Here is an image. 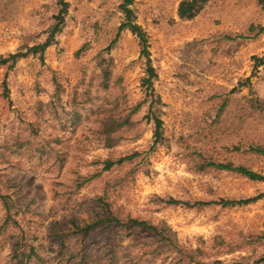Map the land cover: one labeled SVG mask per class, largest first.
Listing matches in <instances>:
<instances>
[{"label":"rangeland","instance_id":"1","mask_svg":"<svg viewBox=\"0 0 264 264\" xmlns=\"http://www.w3.org/2000/svg\"><path fill=\"white\" fill-rule=\"evenodd\" d=\"M68 1L63 30L33 53L29 48L43 43L57 20L58 0H0V59L27 52L0 65V188L15 202L18 221L0 234V264H19L17 240L21 248L33 243L45 264H61L70 254L73 261L86 255L83 264H105L102 258L114 250L116 264H203L131 227L94 231L85 245L71 235L61 249L54 228L67 229L71 219L102 211L106 202L122 216L167 224L182 246L200 249L201 262L264 264V240L247 243L264 233V197L234 207L162 201L264 192V181L199 169L200 162L231 161L264 174V155L245 149L264 145V106L248 102L264 100V31L257 34L264 0H209L191 19L178 15L182 0H134L157 74L153 97L142 85L146 59L139 38L124 30L114 42L123 0ZM150 109L162 120L156 145ZM110 115L130 120L111 147L102 133ZM134 151L141 153L135 161L102 171L103 160ZM5 216L0 200V224Z\"/></svg>","mask_w":264,"mask_h":264},{"label":"trees","instance_id":"2","mask_svg":"<svg viewBox=\"0 0 264 264\" xmlns=\"http://www.w3.org/2000/svg\"><path fill=\"white\" fill-rule=\"evenodd\" d=\"M134 0H123L120 4V9L124 14V20L120 23L117 29L116 37L114 42L118 39L121 33L124 30H130L133 34H135L139 38L141 50L140 55L146 59V76L143 78L142 85L145 87L146 95L148 97H153V80L156 77V70L153 66L151 60V54L149 50V40L148 36L143 29V27L137 23L136 16L131 8ZM209 0H182L179 4L178 8V15L182 19H191L196 16L205 6V4ZM60 5L59 13L56 16V22L50 29V34L48 35L47 39L40 44L31 46L29 48V52L37 53L43 52L48 46H50L55 39V36L63 30V26L65 24L66 15L69 10V1L68 0H58ZM258 32L257 34L264 31V26H257ZM228 38H231L228 36ZM249 39L250 36L247 35H238L235 39ZM27 52H17L11 54L9 57L0 59V65H5L8 61H12V64L17 61L19 57L25 56ZM109 64V63H108ZM108 64L102 67V76H103V85L104 87H108V82L110 80L111 71L108 68ZM248 102L250 103L251 107L253 108H261L264 106V100H262L258 96L250 97ZM140 106H137L138 109ZM150 119H152L155 123V141L154 144L156 145L159 143L161 139V126L162 120L159 116L154 112L152 109L149 111ZM130 120L128 118H114L112 115L108 116L104 119L102 124V133L105 136V143L107 146L111 147L116 145L117 139L114 138V133L119 131L125 124H129ZM248 152L264 155V145L263 144H256V143H248L246 148ZM140 152L134 151L130 154L118 157V158H107L103 160V168L102 171H109L113 167L122 165L126 162H133L137 157L140 156ZM201 165L199 166L200 170L206 169L207 167H212L217 170H225L230 172H235L240 175H243L250 180L255 181H264V174L253 170L244 165H236L231 161H213L209 160L207 162H200ZM100 173H96L93 177L99 176ZM91 177L85 178V181H88ZM264 197V192H261L255 196L242 198V199H227L221 198L218 200H196L194 202L190 201H183L178 200L173 197L168 199H162L165 201L166 204L169 205H185L186 207L193 208H202L208 205H221L223 207H234V206H241L247 205ZM100 200H104L101 196L99 197ZM0 200L2 201L4 208L6 210V216L3 222L0 224V234L3 233L8 227L12 224H17L18 221L14 218L12 214V208L16 206L15 202L10 199V196L7 193H4L0 188ZM125 227H131L134 229H138L139 231L147 232L152 234L157 238L159 242L168 246L171 250L179 253L182 255L189 262H199L203 264H208L205 262H201L199 260L200 257V249H187L182 246L176 237V233L165 223H152L149 220L141 219L138 217H133L131 215L122 216L119 212L112 209L111 205L106 202V205L102 208V211L93 208L92 210H88V217L82 218L81 220L71 219L68 223L67 229L63 228H54L51 232L53 235V239L59 241L61 244V249L64 248L65 241L67 237L71 235H76L82 241V244L85 245L87 237L94 231L101 230V231H113L116 229H124ZM264 240V233L263 234H256L250 235L248 238V244L254 242H260ZM241 247V246H238ZM86 255H82L76 261H73L75 255L70 254L67 258H62L60 261L61 264H83V259L85 260ZM19 264H31L33 260H39L42 264H45L43 258L37 251V247L30 243L28 247L21 248L19 246V240L14 242V255ZM103 261L105 264H116L118 260L117 252L114 250L108 256H104ZM59 262V263H60ZM221 263V261H218ZM136 264V263H134Z\"/></svg>","mask_w":264,"mask_h":264}]
</instances>
